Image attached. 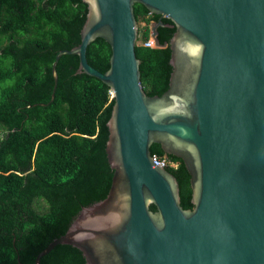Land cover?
I'll return each mask as SVG.
<instances>
[{
  "label": "water",
  "instance_id": "95a60500",
  "mask_svg": "<svg viewBox=\"0 0 264 264\" xmlns=\"http://www.w3.org/2000/svg\"><path fill=\"white\" fill-rule=\"evenodd\" d=\"M80 1L79 42L55 55L50 101L64 54L77 56L75 73L109 87L113 175L107 196L82 207L34 264L58 243L78 248L85 264H264V0ZM134 4L159 17L148 37L170 50L159 95L139 83ZM160 19L174 27L161 44ZM98 37L111 47L104 71L85 57ZM153 143L183 160L192 209L179 204L175 178L150 154Z\"/></svg>",
  "mask_w": 264,
  "mask_h": 264
},
{
  "label": "trees",
  "instance_id": "16d2710c",
  "mask_svg": "<svg viewBox=\"0 0 264 264\" xmlns=\"http://www.w3.org/2000/svg\"><path fill=\"white\" fill-rule=\"evenodd\" d=\"M135 21L144 20L142 41L158 20L134 4ZM86 5L80 0H0V264H34L49 241L65 233L82 207L103 200L113 171L107 160V120L113 99L94 75L75 73L78 58L61 55L54 98L51 66L56 53L79 42ZM156 27L161 44L174 27ZM139 83L147 95L167 88L171 65L167 46L134 45ZM111 47L103 38L86 46L93 67L109 66ZM44 103L45 105H41ZM178 185L179 204L192 209L190 175L181 158L149 146ZM168 163H174L170 166ZM46 204L44 212L36 203ZM154 210L153 206L149 207ZM40 264H85L78 248L58 243Z\"/></svg>",
  "mask_w": 264,
  "mask_h": 264
},
{
  "label": "rangeland",
  "instance_id": "374dc122",
  "mask_svg": "<svg viewBox=\"0 0 264 264\" xmlns=\"http://www.w3.org/2000/svg\"><path fill=\"white\" fill-rule=\"evenodd\" d=\"M144 26H145V23H144V20L142 19H139L137 22H136V29H137V35H136V38H135V45H141L142 43V39H141V33L143 32L144 30ZM149 28V27H148ZM149 30V29H148ZM163 161L164 163H167L166 160H161ZM170 166H173L174 167V163H168ZM45 208H46V204L42 201V200H39L37 203H36V209L39 211V212H44L45 211Z\"/></svg>",
  "mask_w": 264,
  "mask_h": 264
},
{
  "label": "built area",
  "instance_id": "2783aa9c",
  "mask_svg": "<svg viewBox=\"0 0 264 264\" xmlns=\"http://www.w3.org/2000/svg\"><path fill=\"white\" fill-rule=\"evenodd\" d=\"M141 45L144 46V47L155 48L152 39H151L150 37H148V36H147L146 39H144V40L142 41ZM2 137H3V132L0 130V139H2ZM154 161H155L156 163H160V164L164 165V162L161 161V160H157V159L155 158Z\"/></svg>",
  "mask_w": 264,
  "mask_h": 264
},
{
  "label": "flooded vegetation",
  "instance_id": "af4514ba",
  "mask_svg": "<svg viewBox=\"0 0 264 264\" xmlns=\"http://www.w3.org/2000/svg\"><path fill=\"white\" fill-rule=\"evenodd\" d=\"M175 166V165H174Z\"/></svg>",
  "mask_w": 264,
  "mask_h": 264
}]
</instances>
